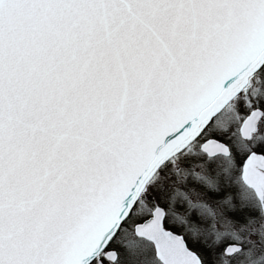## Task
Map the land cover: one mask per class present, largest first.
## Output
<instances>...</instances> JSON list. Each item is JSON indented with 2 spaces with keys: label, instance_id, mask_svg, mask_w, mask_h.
Segmentation results:
<instances>
[{
  "label": "snow or ice",
  "instance_id": "1",
  "mask_svg": "<svg viewBox=\"0 0 264 264\" xmlns=\"http://www.w3.org/2000/svg\"><path fill=\"white\" fill-rule=\"evenodd\" d=\"M0 264H264V0H0Z\"/></svg>",
  "mask_w": 264,
  "mask_h": 264
}]
</instances>
